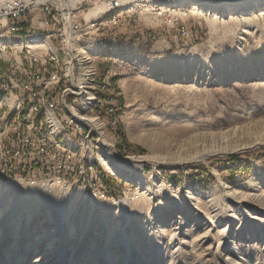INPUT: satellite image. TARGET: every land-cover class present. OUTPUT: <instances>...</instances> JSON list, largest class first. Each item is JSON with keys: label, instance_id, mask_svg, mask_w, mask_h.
<instances>
[{"label": "rangeland", "instance_id": "374dc122", "mask_svg": "<svg viewBox=\"0 0 264 264\" xmlns=\"http://www.w3.org/2000/svg\"><path fill=\"white\" fill-rule=\"evenodd\" d=\"M143 2L107 3L109 9L92 16L89 23L113 14L123 16L117 27L101 37H82L75 24V17L80 19L93 6L78 4L79 12L72 7L76 44H95L86 52L96 68L94 95L98 102L88 114H79L85 120L76 121L71 130L69 117L59 104L68 125L58 114L64 129L58 136L44 134L63 156L70 153V158L55 162V171L70 169V173H38L37 167L30 173H0V183L17 182L15 190H0V264L16 259L31 264L35 256H45L44 264H243L242 258L245 264H264V212L238 197V192L250 191L254 185L264 195V145L229 152L231 144L214 146L210 142L242 123L249 127L246 143L254 136H264L261 125L254 124L264 119V85L260 84L264 34L258 51L249 53L248 43L233 44L228 27L210 49L204 16L189 14L183 21L187 37H181L175 16H159L152 11L158 10L154 7L158 4ZM59 12L57 7V19ZM58 33L50 39L57 49L58 66L63 68L69 55ZM113 39L112 52L108 46ZM126 55L159 60L168 68L197 55L205 60V70L195 74L200 64L193 62L184 78L171 75L164 85L160 74L151 76L143 65H117V58ZM97 60L99 77L103 76L108 91L98 88ZM71 61L80 84L84 68ZM121 81L137 100L131 110ZM52 96L57 101V95ZM70 100L78 104V111L83 109L79 97H68L69 105ZM106 100L108 104H101ZM109 104L114 107H110V115L103 116L102 112H109ZM91 114H97L94 118L99 122L90 121L99 129L87 123ZM125 114L131 118L129 126L123 120ZM193 133L204 137L207 144L172 147L173 142ZM101 139L120 158L144 156L150 160L141 165L120 160L121 170H117L101 153ZM34 154L42 157V147H35ZM153 159L163 162L153 163ZM44 181L50 183L34 185ZM26 212L32 216L26 217ZM247 213L256 218L248 219ZM53 214L57 225L49 221ZM180 220L185 224L178 228ZM43 229L54 234L34 243Z\"/></svg>", "mask_w": 264, "mask_h": 264}, {"label": "bare ground", "instance_id": "6f19581e", "mask_svg": "<svg viewBox=\"0 0 264 264\" xmlns=\"http://www.w3.org/2000/svg\"><path fill=\"white\" fill-rule=\"evenodd\" d=\"M127 1L128 0H116L117 3L124 4ZM131 1H134L137 4H140L143 1L154 2L158 4L154 7H156V9L158 10H161V12L164 14L182 13L184 10H186L192 14L204 16V19L208 24L209 37L207 40V44L210 49L214 48L215 39L220 36V34L228 27L230 28L232 33L233 44L239 46L248 43L249 53L258 51L256 50L259 45L258 43L262 37L261 35L264 34V0H244L242 2L236 3L222 2L218 0H129V2ZM57 7L61 11V13L59 12V19H57V17L55 16V23L61 26L58 29L59 33L57 36H60V40L63 45L62 48H64L65 53L69 55L66 65H64L63 68H60L58 66L59 61L56 55L57 49L50 39L51 34H54L56 31L49 34H43L41 31L37 32L34 29L35 27H29V29L22 30L19 35H12V32H4V34L0 35V52L4 49H20V52L22 53H29V51H33L38 48L39 50H41V52H45L48 54L49 60L53 62V67H56L55 80H60L59 91L62 92V95H64V97L66 98L73 97V99L77 100V98L79 97V103L85 110L83 111V109H80V111H78V104L73 103V106L72 104L69 105L66 102V99H62V95L56 94V99L58 102L55 101V97L52 96V102L59 103L62 106L64 112L68 115L69 125H73V128L69 127V130H71L75 128L76 121L85 120L79 114H88L89 109L94 107L96 105L95 103L98 102L97 97L94 95L96 91L94 82L96 76V68L93 60L90 59L89 55L86 52V50L91 49L95 44L89 42L87 43L88 46H78L75 41V27L72 24V7L65 8L64 0H55L56 12ZM106 9H109V4L97 2L88 11L87 16L92 17L98 15ZM113 18H115L114 14L109 15L105 18L101 17L99 19H96L94 23H89V29L92 26H95L98 29V23H105ZM54 38H56V36H54ZM194 56L195 57H193V59L190 61H186L185 59L180 60V62H178L179 65H176V68H168L164 66L159 60H145L141 56L136 55L119 56L115 62L119 66L125 63H131L132 65H143L145 67V70L150 72L151 76H158L160 74V76L165 79H162L161 84L167 85L168 83H166V77L168 78L171 75H175L177 77L183 76L184 78L193 62H197L198 64H200L199 69L195 74L199 75L204 72L205 60L202 61L199 57H197V55ZM71 60H75L76 65L84 68L82 74L83 79L81 80L80 84L76 82V73H74L72 69L73 67ZM260 84L264 85V78ZM120 85L125 90L128 102L127 106L131 110L136 105L137 100L131 98V93L126 90L127 84L124 83V81H121ZM98 88H100V84L98 85ZM35 102L38 104V108H36V112H34L33 114V110L28 109H30V107H34V99L22 98L18 100H10L9 91L5 88H2V86L0 85V131H2V125H4V121L6 120V118H13L14 114H18L24 115L25 122L44 123V134L48 136L49 134L52 136H58L64 129V125L62 123L61 117L58 115V112L53 110L52 105H48V103H46L45 93L35 92ZM90 116L91 119H86L87 123L91 124L93 128L96 127V129H99V127H97L94 122L90 121L92 120L99 122L95 119L96 117H98L97 114H91ZM123 120L129 126L131 122L129 114H125L123 116ZM254 124H260L264 129V119L257 121L255 120ZM247 136H249L248 124L242 123L241 125H235L233 127L227 128L225 131L221 132L217 141L212 140L210 142H212L214 146L215 143L231 144L232 148L228 150L229 152H233L236 150H245L248 148H254L260 145H264V136H254L251 140H249V143H246L247 140L244 139V137ZM68 139L69 141L67 143V148L70 149L71 139L69 137ZM190 143H192L195 147H204L207 144V140L204 137H199L197 134L193 133L191 135H188L187 137L184 136V138L176 140L175 142H173L172 147L176 149H184ZM99 146L101 149V153L105 158L112 162L111 164L115 165L117 170H121V166L117 165V162L120 160L123 163L130 162V164L133 165H141L144 161L150 160V158L144 156L137 158H120L114 152L112 145L102 139L99 140ZM34 155L35 157H39L37 154ZM66 156L70 158V153L67 152ZM151 162L159 163L163 161L161 159H153V161ZM140 175L141 176H139V178L142 177L141 172ZM53 181L54 180H52L51 182ZM259 181L260 183H262L260 179ZM16 183L17 182H15V180L0 183V190H15V188L13 187ZM49 183L50 182L44 181L35 183L34 185L37 187H43L42 185H48ZM254 186L255 187L250 191L238 192L239 200L246 205L254 207V209L257 211L264 212L263 189H261L258 185ZM27 213L30 212L25 213L26 217L32 216V214ZM49 215L50 213H47L45 216L49 217ZM16 217L19 218L20 216ZM247 217L248 219L251 218L252 220L256 218L255 216H252L250 214H248ZM55 219L56 218L54 215V217H51L49 221H52L53 223H55V225H57ZM217 222L219 221L217 220ZM183 224H185V221L180 220L178 228L182 227ZM122 227L125 228V226ZM54 229H57V227H55ZM39 234L40 235L37 236L34 243H39L45 240L48 236L54 234V231L50 232L48 229H43ZM51 252L53 251L50 250V253ZM44 258L45 256H35L31 260V264H44L46 262L44 261ZM241 260L243 261V264L247 262L244 258H242ZM23 262H20L16 259L15 261L11 260L10 264H23Z\"/></svg>", "mask_w": 264, "mask_h": 264}, {"label": "built area", "instance_id": "2783aa9c", "mask_svg": "<svg viewBox=\"0 0 264 264\" xmlns=\"http://www.w3.org/2000/svg\"><path fill=\"white\" fill-rule=\"evenodd\" d=\"M112 1L115 0L93 2L91 0H64V5L65 8L76 7V12H79L78 4L94 6L97 2L106 4ZM89 10L90 8L86 9L80 19L75 17V24L78 29L82 30V37H101L100 35L105 31L117 27L123 16L120 15L105 23H98V29H89V22H91V16H87ZM152 11L163 17L175 16L178 35L187 37V29L183 21L188 18L189 14L192 15L191 13L164 14L161 10L152 9ZM55 16V0H0V35L4 32L19 35L22 30L29 29V27H37V31H58ZM178 19L181 22H178ZM54 42H57V38H54ZM97 67L99 72L98 60ZM55 70L56 67H53L52 62L49 61L48 54L41 52L38 48L29 53H22L20 49H4L0 52V85L9 91L10 100L34 99V107L28 109L33 110L34 114L38 108L35 102V92H44L46 103L52 105L53 110L63 116L65 124L68 125L63 112H59V103L52 102V94L62 95L59 91L60 80H55ZM99 81V90L108 91L105 88L103 76L99 77ZM62 99L68 98L62 95ZM109 99L112 100L111 97ZM73 101L70 100L72 106ZM108 101H102L101 104H108ZM110 107L114 106L109 104V112H102L103 116L110 115ZM68 127L73 128V125H68ZM79 136L86 138L83 134ZM35 147H42V157H35ZM60 158L69 157L63 156L44 136V123L25 122L24 115L18 114H14L13 118H6L2 131H0V172H5L8 176L12 172L30 173L33 168L37 167L38 173L40 170H52V173L56 175H62L59 174L62 172L70 173V169L55 171V162Z\"/></svg>", "mask_w": 264, "mask_h": 264}, {"label": "crops", "instance_id": "0c3cea01", "mask_svg": "<svg viewBox=\"0 0 264 264\" xmlns=\"http://www.w3.org/2000/svg\"><path fill=\"white\" fill-rule=\"evenodd\" d=\"M115 40L113 39V41L111 42V45L108 46V48L113 52L115 51ZM101 52H102V48H101ZM100 63V62H99Z\"/></svg>", "mask_w": 264, "mask_h": 264}, {"label": "water", "instance_id": "95a60500", "mask_svg": "<svg viewBox=\"0 0 264 264\" xmlns=\"http://www.w3.org/2000/svg\"><path fill=\"white\" fill-rule=\"evenodd\" d=\"M218 1L229 2V3H236V2H242L244 0H218Z\"/></svg>", "mask_w": 264, "mask_h": 264}, {"label": "trees", "instance_id": "16d2710c", "mask_svg": "<svg viewBox=\"0 0 264 264\" xmlns=\"http://www.w3.org/2000/svg\"><path fill=\"white\" fill-rule=\"evenodd\" d=\"M97 79H98V81H99V72H98V77H97ZM37 123H39V122H37ZM44 171L49 172V170H44ZM51 172H52V170H50L49 173H51Z\"/></svg>", "mask_w": 264, "mask_h": 264}]
</instances>
